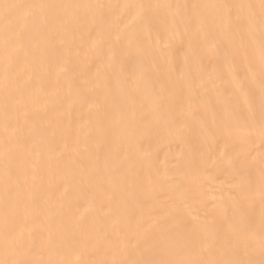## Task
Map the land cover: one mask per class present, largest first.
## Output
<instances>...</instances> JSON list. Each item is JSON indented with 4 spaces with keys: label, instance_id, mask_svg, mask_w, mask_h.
Segmentation results:
<instances>
[{
    "label": "bare ground",
    "instance_id": "bare-ground-1",
    "mask_svg": "<svg viewBox=\"0 0 264 264\" xmlns=\"http://www.w3.org/2000/svg\"><path fill=\"white\" fill-rule=\"evenodd\" d=\"M11 3L92 7L17 38ZM222 3L259 0H0V261H264L259 26L182 7Z\"/></svg>",
    "mask_w": 264,
    "mask_h": 264
},
{
    "label": "snow or ice",
    "instance_id": "snow-or-ice-1",
    "mask_svg": "<svg viewBox=\"0 0 264 264\" xmlns=\"http://www.w3.org/2000/svg\"><path fill=\"white\" fill-rule=\"evenodd\" d=\"M4 20L6 21V31L15 33L17 38H22L31 27H35L44 22L48 18V13L55 9L61 8H88L91 5H61V4H46V3H33V4H3ZM97 8L115 7L112 5H96ZM124 8L127 9H143L145 12L159 7H172L171 5H136L125 4ZM181 7V6H177ZM184 8H212L218 9L223 14L225 31L231 30L235 25L237 27H243L248 32H252L256 28L257 23L259 26L260 37V57H259V72L261 78V93H262V126H264V0H259L258 4L255 3H222L211 5H183ZM257 9L258 14H257ZM245 10H247L245 12ZM194 18H184L186 24H191ZM202 23V22H201ZM7 44L8 41L6 40ZM261 166V198L264 200V154L260 160ZM8 174V169H6ZM240 232V226L238 224H232L229 222V227L226 231L221 232L214 224L209 227L204 233H197L195 239L201 244L202 252H209L216 248L217 245L223 246L230 242V238L233 235H238ZM13 243L19 250L26 248V243L21 234L18 237H13ZM261 253L264 254V234L261 236L260 241ZM0 264H42L40 261L34 260H2ZM103 264V262H102ZM111 264H124L121 261H112ZM134 264H251L250 261H244L240 259H206L198 261H172V260H154V261H137ZM264 264V261H261Z\"/></svg>",
    "mask_w": 264,
    "mask_h": 264
}]
</instances>
